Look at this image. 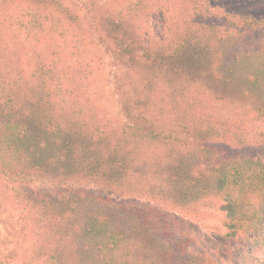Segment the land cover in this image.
I'll return each instance as SVG.
<instances>
[{
	"label": "trees",
	"instance_id": "1",
	"mask_svg": "<svg viewBox=\"0 0 264 264\" xmlns=\"http://www.w3.org/2000/svg\"><path fill=\"white\" fill-rule=\"evenodd\" d=\"M44 4L12 16L0 10V179L40 210L43 264H112L126 253L131 264H180L159 207L187 209L216 192L230 201L233 188L248 205L226 206L227 234L249 248L240 264H264V157L241 148L230 124L239 120L227 123L214 110L228 101L241 121L264 118L261 48L230 51L238 33L264 32V17L215 10L210 0H135L127 9ZM150 14L160 28L147 41L141 30L151 35ZM215 14L226 21L214 23ZM227 19L241 24L235 33ZM85 37L121 69L113 83L127 122L118 130L99 126L79 103L80 80L89 76ZM0 224L14 221L0 215ZM6 241L0 264L8 262ZM182 264L204 263L190 255Z\"/></svg>",
	"mask_w": 264,
	"mask_h": 264
},
{
	"label": "rangeland",
	"instance_id": "2",
	"mask_svg": "<svg viewBox=\"0 0 264 264\" xmlns=\"http://www.w3.org/2000/svg\"><path fill=\"white\" fill-rule=\"evenodd\" d=\"M83 1L89 2L90 0ZM92 1L101 9H112L113 7L120 9L129 3H133L135 0ZM210 4L214 6L212 9L215 10L219 9L227 12L264 17V0H210ZM26 6L41 10L45 7V4L44 0H0V10L10 15L20 12ZM140 12L143 14L145 10L140 9ZM150 15L151 20L149 21L151 26L146 27L145 24V27L151 35L147 31L141 30L145 34L144 38L147 41L151 40L154 31L156 32L160 28L158 23L159 18L155 17V20H153L154 14ZM208 18H212V21L214 23L216 21L219 25L226 21L225 16L220 14L217 17L216 14L210 15ZM228 21L232 23V25L229 24L231 33H235L237 28L241 26L240 23H233L230 19ZM83 39L85 41V49H83L85 53H83V57L89 63V76L84 81L80 80L79 84L82 85L83 82L85 84V92L83 94L81 93L82 100L79 103L83 110L88 109V114L97 120L99 126L101 125L105 130H118L121 125L127 122L121 104V96L117 93L113 83L114 77L121 75V69L106 52L103 45L88 40L86 37ZM235 44V49H230L231 52L239 53L243 52V50L253 51L254 48L260 47L261 50L259 52H261V55H264V32L251 30L243 34L238 33L235 37ZM223 50L225 51L226 47ZM27 51L31 54L32 51L34 52V49L31 46ZM230 51L226 50L228 53ZM253 54L254 58L259 56L256 54V50ZM262 60L263 57H260V61L255 65L260 71H264V62H261ZM249 66L250 63L245 62V68L241 67V72L246 73ZM15 69L13 70V75L17 72ZM3 73L7 74L6 71ZM259 87L261 95L258 94V97L264 102V76ZM222 106L219 107L215 103L214 110L218 117H228L229 120L227 123H230L232 120H239L237 123L233 122L230 124L239 133V138L242 137L243 139L238 140L245 142L241 148L247 147L251 156L259 154L264 157V125H261L262 123L260 121H256L261 120L264 122V118H258L252 114L246 115V117L243 114L241 117L245 121H241L240 115L242 114L238 115L228 101H225ZM174 122L175 120H173ZM45 190L47 189L45 188ZM216 195L217 192L201 202H190L193 205L187 209H170L163 206L162 210V207H159L162 211L161 222H165L170 227V231L174 233V238H177L179 242L178 247L181 250V254H183L180 258V264L186 261L190 255L197 256V259L204 264H240L241 261H239V258L243 257V250L249 251V248L245 246V242L240 238L237 239L236 237L228 236L226 225L229 218V208L226 206L232 207L237 211L247 208L248 203L245 200V205L238 204L243 194L239 193L237 188L231 189L230 201H228V198L223 199ZM39 214L40 210L36 209L30 199L24 195L21 197L12 196L5 190L4 182L0 179V215L2 217H9L14 221V225L11 227H5L0 224V238L7 239L6 246L2 247V252L6 253L4 259H7V264H43L45 261L44 258L46 256L41 254L42 246L45 243L44 237L42 236L43 230L39 228L37 231V225L39 224L36 216ZM19 217H23L24 220L26 218V223L23 224V220H18ZM36 246L41 248H36ZM131 247L133 250V246ZM172 247L174 248L175 246L172 245ZM63 252L68 258L72 255V251L69 253L67 242L63 247ZM122 255L123 258H118L112 264H123L125 261H128L127 264L133 263L129 260V254ZM254 261L255 259L253 257L251 262Z\"/></svg>",
	"mask_w": 264,
	"mask_h": 264
}]
</instances>
